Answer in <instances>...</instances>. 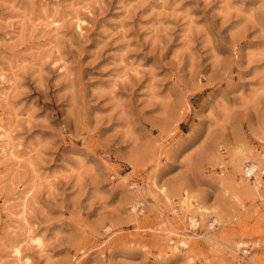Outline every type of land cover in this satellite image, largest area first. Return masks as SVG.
<instances>
[{"label":"rangeland","instance_id":"374dc122","mask_svg":"<svg viewBox=\"0 0 264 264\" xmlns=\"http://www.w3.org/2000/svg\"><path fill=\"white\" fill-rule=\"evenodd\" d=\"M0 264H264V0H0Z\"/></svg>","mask_w":264,"mask_h":264},{"label":"built area","instance_id":"2783aa9c","mask_svg":"<svg viewBox=\"0 0 264 264\" xmlns=\"http://www.w3.org/2000/svg\"><path fill=\"white\" fill-rule=\"evenodd\" d=\"M259 172H262V170L260 168H256V167H253L252 165H249L248 167H246L245 169V175L246 177H254L256 175V173H259ZM253 243H244L242 244V246L240 247L243 254H247L249 252V249L251 248V245Z\"/></svg>","mask_w":264,"mask_h":264},{"label":"bare ground","instance_id":"6f19581e","mask_svg":"<svg viewBox=\"0 0 264 264\" xmlns=\"http://www.w3.org/2000/svg\"><path fill=\"white\" fill-rule=\"evenodd\" d=\"M247 158V157H246ZM253 160V159H252ZM255 161V160H254ZM250 162H249V160H243V161H241V163H240V166L239 167H244L243 165H247V164H249ZM260 164V163H259ZM252 166L253 167H258V164H256V163H253L252 164ZM256 178L258 179V176H256ZM246 188H248V187H246ZM191 220H192V222L194 223V225H197L198 224V220L195 218V216H193L192 218H191ZM182 243H185V241L183 240V242ZM186 244V243H185ZM18 251V250H17ZM16 254H21V252L20 251H18ZM20 257L22 258V256L20 255ZM28 261V260H27Z\"/></svg>","mask_w":264,"mask_h":264}]
</instances>
